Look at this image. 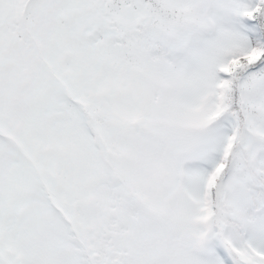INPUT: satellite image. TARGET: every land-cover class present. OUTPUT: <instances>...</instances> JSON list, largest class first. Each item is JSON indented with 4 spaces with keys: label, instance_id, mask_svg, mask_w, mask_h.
<instances>
[{
    "label": "snow or ice",
    "instance_id": "1",
    "mask_svg": "<svg viewBox=\"0 0 264 264\" xmlns=\"http://www.w3.org/2000/svg\"><path fill=\"white\" fill-rule=\"evenodd\" d=\"M0 264H264V0H0Z\"/></svg>",
    "mask_w": 264,
    "mask_h": 264
}]
</instances>
